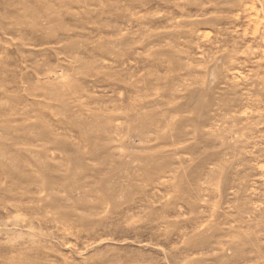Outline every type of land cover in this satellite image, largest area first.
<instances>
[{"label": "rangeland", "instance_id": "rangeland-1", "mask_svg": "<svg viewBox=\"0 0 264 264\" xmlns=\"http://www.w3.org/2000/svg\"><path fill=\"white\" fill-rule=\"evenodd\" d=\"M0 264H264V0H0Z\"/></svg>", "mask_w": 264, "mask_h": 264}]
</instances>
